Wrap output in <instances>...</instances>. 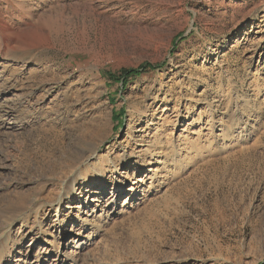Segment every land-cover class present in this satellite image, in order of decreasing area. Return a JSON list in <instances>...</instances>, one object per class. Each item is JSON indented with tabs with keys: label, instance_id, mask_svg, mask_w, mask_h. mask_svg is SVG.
Listing matches in <instances>:
<instances>
[{
	"label": "rangeland",
	"instance_id": "rangeland-1",
	"mask_svg": "<svg viewBox=\"0 0 264 264\" xmlns=\"http://www.w3.org/2000/svg\"><path fill=\"white\" fill-rule=\"evenodd\" d=\"M0 264H264V0H0Z\"/></svg>",
	"mask_w": 264,
	"mask_h": 264
},
{
	"label": "bare ground",
	"instance_id": "bare-ground-1",
	"mask_svg": "<svg viewBox=\"0 0 264 264\" xmlns=\"http://www.w3.org/2000/svg\"><path fill=\"white\" fill-rule=\"evenodd\" d=\"M156 142H157L156 140L152 141V144H151L152 147H156L157 146L156 145ZM147 151H149V150H147ZM96 158L97 157H95L93 159H96ZM139 166L140 167H143L141 164H139ZM95 171L97 172V169ZM97 173H98V175L100 177L103 176V172H101L99 169H98V172ZM86 178L87 177H84V176H82L80 174L78 176V178H75V179L69 181L68 187L66 188L67 190L65 191V194H64V198L63 197L60 198L59 205L57 207V212H58V210H60V212L62 211L61 207L63 206L62 205L63 202H64L63 199H65V200H67L69 202V204L78 202L77 203L78 205L76 206V209L78 210L79 213L83 212V214L86 215V212H85V208L84 207L86 206V209L88 210L90 208V206L93 205V207H94L93 213L94 214L96 213V210L99 209V212H101L100 218L103 217L102 215H105V217H109L110 213L113 214L114 211L116 210V206H115L116 205V200H115V197H116L117 194H118V196H120L122 194L123 190L121 191L120 189L123 187L124 183H122V182L120 183V186H118L116 188L117 189V192L113 193L112 196H111V198H108V197L106 198V196L103 195L102 191H100V193L95 192V190H96L95 189V190H92V191H89L88 192V195L87 196L90 195V197L89 198L87 197V202H84L83 199L81 197H79V194H78V186H79V183L81 181H85ZM74 209H75V207H74ZM78 218L81 219L80 216H78ZM61 222H62V225H65V223H66L65 220H62ZM56 231L60 233L59 235H62L63 237H66L67 229L65 230V228H63V227H60V229H59L56 226ZM36 239L32 240V245L35 243ZM80 241L81 240H78V239L75 240L76 243H79Z\"/></svg>",
	"mask_w": 264,
	"mask_h": 264
},
{
	"label": "trees",
	"instance_id": "trees-1",
	"mask_svg": "<svg viewBox=\"0 0 264 264\" xmlns=\"http://www.w3.org/2000/svg\"><path fill=\"white\" fill-rule=\"evenodd\" d=\"M147 67L143 66L141 69H146ZM139 73V70H128V71H123L121 73V79H128L129 77H134ZM120 79V80H121Z\"/></svg>",
	"mask_w": 264,
	"mask_h": 264
}]
</instances>
